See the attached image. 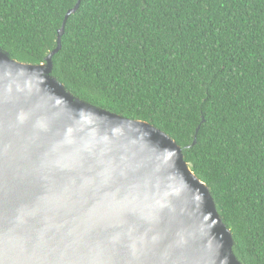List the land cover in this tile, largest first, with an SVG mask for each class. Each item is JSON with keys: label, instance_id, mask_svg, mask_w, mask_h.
Wrapping results in <instances>:
<instances>
[{"label": "trees", "instance_id": "trees-1", "mask_svg": "<svg viewBox=\"0 0 264 264\" xmlns=\"http://www.w3.org/2000/svg\"><path fill=\"white\" fill-rule=\"evenodd\" d=\"M77 1L0 0V47L44 62ZM52 62L75 96L168 134L237 259L264 264V0H80Z\"/></svg>", "mask_w": 264, "mask_h": 264}, {"label": "water", "instance_id": "water-1", "mask_svg": "<svg viewBox=\"0 0 264 264\" xmlns=\"http://www.w3.org/2000/svg\"><path fill=\"white\" fill-rule=\"evenodd\" d=\"M79 3L44 62L0 47V264H242L208 186L168 134L53 76Z\"/></svg>", "mask_w": 264, "mask_h": 264}]
</instances>
